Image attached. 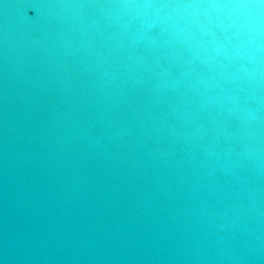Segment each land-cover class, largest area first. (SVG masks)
Instances as JSON below:
<instances>
[{
    "label": "water",
    "instance_id": "1",
    "mask_svg": "<svg viewBox=\"0 0 264 264\" xmlns=\"http://www.w3.org/2000/svg\"><path fill=\"white\" fill-rule=\"evenodd\" d=\"M0 264H264V0H0Z\"/></svg>",
    "mask_w": 264,
    "mask_h": 264
}]
</instances>
